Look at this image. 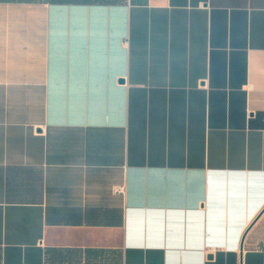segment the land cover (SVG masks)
I'll list each match as a JSON object with an SVG mask.
<instances>
[{
    "label": "crops",
    "instance_id": "0c3cea01",
    "mask_svg": "<svg viewBox=\"0 0 264 264\" xmlns=\"http://www.w3.org/2000/svg\"><path fill=\"white\" fill-rule=\"evenodd\" d=\"M0 264H264V0H0Z\"/></svg>",
    "mask_w": 264,
    "mask_h": 264
}]
</instances>
